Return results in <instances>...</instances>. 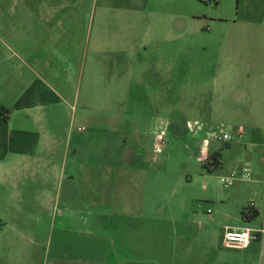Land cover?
Returning a JSON list of instances; mask_svg holds the SVG:
<instances>
[{
    "label": "rangeland",
    "instance_id": "374dc122",
    "mask_svg": "<svg viewBox=\"0 0 264 264\" xmlns=\"http://www.w3.org/2000/svg\"><path fill=\"white\" fill-rule=\"evenodd\" d=\"M6 1L8 5L14 2ZM79 2L83 5L81 19L90 27L89 36L86 33L81 44L86 61L99 49L95 38L100 23L106 26L107 47L115 33L121 43L130 47L134 44L143 52L146 48L139 44L148 43L144 54L166 53L164 96L168 107L159 113L161 119L151 121L157 112L145 105L147 92L141 89L137 94L144 99L142 106L134 109L140 116L137 125L143 130L139 138L128 140V150L133 155L123 153L117 161L134 162L136 171H100L99 177L93 171H76L74 178H70L71 165L57 171L45 164L0 177V264H45L58 244H95L100 237L110 242L114 253L128 252L133 259L146 260L145 263L180 264L182 245L192 242L193 248L187 254L192 259L195 245L203 237L202 229H208L210 234L222 227L219 223L211 225L202 208L205 206L214 214L216 208L222 210L238 225L242 223L243 208L258 211L255 222L249 225L263 229L264 235V121L253 123L252 115L242 113V108L247 110L251 106L240 105L251 96L257 100L259 87L264 84V58L247 55L251 50H260L262 43L250 37L235 39L231 47L232 43L228 46L225 40L217 42L212 31L215 0ZM239 3L240 0H225L223 5L236 12ZM5 9L0 8V52H3L1 39L7 40L2 29L6 18L1 10ZM75 48H78L77 42ZM223 67L229 70L230 94L219 84V108L216 106L212 113L210 89L217 73L221 81ZM115 72L110 75L107 88L109 81L116 78ZM86 73L87 68L83 77L82 73L76 75L75 99L70 101V110L66 113L76 127L85 110ZM241 93L250 98L240 97ZM98 102L96 96L92 105ZM179 110L187 122H198L202 130L195 127V132H191L187 128L188 135L172 132L169 123ZM93 115L98 116L99 112ZM240 127L245 130L242 137L237 133ZM163 129L166 144L156 152V135ZM111 131L106 129V135L98 133L89 141V149L95 150L99 158L100 153L106 157L104 151L108 149ZM213 132L227 133L234 140L218 141L209 136ZM206 138L210 139L211 152H217L220 161L217 167L199 160L198 142ZM245 172L251 177L235 181L230 188L221 182L222 176L233 173L241 176ZM122 176L131 177V181L122 180ZM125 180L128 185H118ZM205 183L209 184L208 190ZM130 184L136 189L140 203L138 215L127 217L118 213L115 208L118 203L113 198L124 196V188L131 190ZM124 244L131 245L132 249L121 252Z\"/></svg>",
    "mask_w": 264,
    "mask_h": 264
},
{
    "label": "crops",
    "instance_id": "0c3cea01",
    "mask_svg": "<svg viewBox=\"0 0 264 264\" xmlns=\"http://www.w3.org/2000/svg\"><path fill=\"white\" fill-rule=\"evenodd\" d=\"M215 1L217 7L212 29L214 39L217 42L225 40L229 46L240 37L254 38L256 42L262 43V47L260 50L247 52V55L264 58V0H240L236 12L226 9L223 5L225 0ZM8 2L3 0L0 5V8H6L1 11L6 18L2 29L7 38L1 39L3 52H0V107L5 113V117L0 115V177H8L15 171H28L32 169L31 166L45 164L57 171L66 170L71 165L70 178H74L76 171H93L95 177L100 176L97 173L100 171H136L137 165L134 162L120 164L117 162L118 156L123 153L133 155L132 150H128V140L139 138L142 133L140 130L143 127L137 125L140 116L134 112L144 102L143 97L137 95L141 89L147 92L148 100L145 105L152 112H157L151 121L161 119L159 113L168 107L164 96L166 53L157 51L144 54L148 50V43L139 44L146 48L143 52L134 47V44L130 47L127 43H121L115 33L107 47L106 26L100 23L95 38L99 49L94 50L91 59L86 61L81 44L82 37L86 33L89 36L90 27L89 23L85 26L81 19L83 5L79 0H14L9 5ZM75 42L78 43L77 49ZM86 68L85 110L81 123L76 127L66 113L70 110V101L75 99V77L81 73L83 77ZM113 70L116 71V78L109 81L107 88V81ZM228 71L223 67L221 81L217 73L215 83L211 86L212 113L216 106L219 108V84L226 89L227 95L230 94ZM259 93L257 100L254 96L250 98L247 94L240 95L250 98L248 102L244 101L240 105L251 106L247 110L242 108V113L248 112L252 115L253 123L264 121V84L259 87ZM96 96L99 102L92 105ZM107 96L111 98L108 100ZM110 103L113 107H110ZM95 111L99 112L98 116L93 115ZM177 112L169 123V129L176 135H188L187 119L181 115L180 110ZM106 129H111L113 134L106 145L108 149L104 151L106 157L100 153L99 158L95 150L89 149V141L98 133L106 135ZM198 143L200 147L201 142ZM210 153L217 156L215 151L210 150ZM49 156L54 158L48 159ZM124 178L131 179L121 177L122 180ZM126 180L123 183L118 182V185H128ZM130 187L131 190L124 188V196L113 198L118 203L115 206L118 213L127 217L138 215L137 208L140 203L136 189L133 190L131 184ZM204 187L208 190L209 184L205 183ZM202 208L205 209L211 225L219 223L222 227L220 231L213 229L210 234L208 229H202L200 234L203 237L198 239L192 259H188L187 255L193 248L192 242L182 245L180 264L264 262V236L247 249L227 247L224 243L228 228L263 231L249 225L255 220L250 221V218L244 217L246 209L241 211L242 223L238 225L218 208L215 209L216 214L211 208ZM101 234L106 235L104 232ZM131 247L124 244L120 250L128 251ZM53 252L54 256L45 264H154L133 259L128 252L114 253L105 237H100L95 244H58ZM236 254L238 256L235 258Z\"/></svg>",
    "mask_w": 264,
    "mask_h": 264
},
{
    "label": "built area",
    "instance_id": "2783aa9c",
    "mask_svg": "<svg viewBox=\"0 0 264 264\" xmlns=\"http://www.w3.org/2000/svg\"><path fill=\"white\" fill-rule=\"evenodd\" d=\"M195 127L198 130H202V126L198 122H195V123L187 122V128L191 132H195V130H196ZM198 130H197L196 134L198 133ZM221 132H223V131H221ZM237 133H238L239 137H242V135L244 134V129L239 128L237 130ZM165 135H166V133H165L164 129L157 133L156 140H155V151L156 152H160L161 149L166 144ZM209 136L211 138H215L218 141L229 142V141L234 140V138L231 137V135H229L227 133H222L220 135V134H216V132H213ZM209 146H210V139L209 138L204 139L200 144L199 160H201V162L204 164L209 163V161L211 160V153H210ZM244 177H247V179H249L251 177V174L249 172H245V173L241 174V176H239L238 173H233L231 175L222 176L221 182L225 187L230 188L234 185L235 181H237L239 179H244ZM209 212H211V210ZM245 232H247L246 238L244 237ZM233 233L236 235H239L241 237V239L237 240V239H235L234 236L232 238H229V234H233ZM261 236H264L262 231H257V230L251 229V228H242V229L228 228L225 232V235H224V243L227 247L247 249L251 246V244L254 241L259 240V238Z\"/></svg>",
    "mask_w": 264,
    "mask_h": 264
},
{
    "label": "trees",
    "instance_id": "16d2710c",
    "mask_svg": "<svg viewBox=\"0 0 264 264\" xmlns=\"http://www.w3.org/2000/svg\"><path fill=\"white\" fill-rule=\"evenodd\" d=\"M0 115L5 117L4 110L1 107H0ZM211 164L214 165V167H217V166L220 165V161H219L218 157L215 154L211 155V160L206 165H211ZM243 215H244L245 218H247V219L250 218V221H253L258 216V211L251 210V208H247L244 211Z\"/></svg>",
    "mask_w": 264,
    "mask_h": 264
},
{
    "label": "clouds",
    "instance_id": "9594fccd",
    "mask_svg": "<svg viewBox=\"0 0 264 264\" xmlns=\"http://www.w3.org/2000/svg\"><path fill=\"white\" fill-rule=\"evenodd\" d=\"M244 179H247V177H244ZM235 237V239L239 240L241 239V237L239 235H236V234H229V238H232V237ZM244 237L246 238L247 237V232L244 233ZM246 242V241H245Z\"/></svg>",
    "mask_w": 264,
    "mask_h": 264
}]
</instances>
